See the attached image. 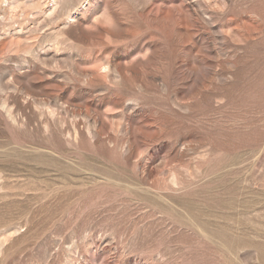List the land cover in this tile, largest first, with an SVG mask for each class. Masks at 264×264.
Returning a JSON list of instances; mask_svg holds the SVG:
<instances>
[{
	"label": "rangeland",
	"instance_id": "obj_1",
	"mask_svg": "<svg viewBox=\"0 0 264 264\" xmlns=\"http://www.w3.org/2000/svg\"><path fill=\"white\" fill-rule=\"evenodd\" d=\"M0 264H264V0H0Z\"/></svg>",
	"mask_w": 264,
	"mask_h": 264
},
{
	"label": "bare ground",
	"instance_id": "obj_2",
	"mask_svg": "<svg viewBox=\"0 0 264 264\" xmlns=\"http://www.w3.org/2000/svg\"><path fill=\"white\" fill-rule=\"evenodd\" d=\"M99 123H101V122H99Z\"/></svg>",
	"mask_w": 264,
	"mask_h": 264
}]
</instances>
